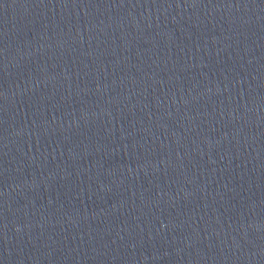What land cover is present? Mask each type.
Instances as JSON below:
<instances>
[{
    "label": "water",
    "instance_id": "obj_1",
    "mask_svg": "<svg viewBox=\"0 0 264 264\" xmlns=\"http://www.w3.org/2000/svg\"><path fill=\"white\" fill-rule=\"evenodd\" d=\"M0 264H264V0H0Z\"/></svg>",
    "mask_w": 264,
    "mask_h": 264
}]
</instances>
